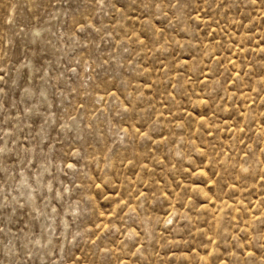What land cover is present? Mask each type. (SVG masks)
I'll list each match as a JSON object with an SVG mask.
<instances>
[{"label": "rangeland", "instance_id": "1", "mask_svg": "<svg viewBox=\"0 0 264 264\" xmlns=\"http://www.w3.org/2000/svg\"><path fill=\"white\" fill-rule=\"evenodd\" d=\"M0 264H264V0H0Z\"/></svg>", "mask_w": 264, "mask_h": 264}]
</instances>
